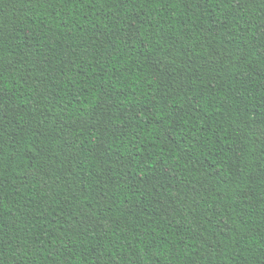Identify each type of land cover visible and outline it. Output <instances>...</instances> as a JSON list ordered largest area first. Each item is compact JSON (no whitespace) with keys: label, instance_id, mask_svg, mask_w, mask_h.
Wrapping results in <instances>:
<instances>
[{"label":"trees","instance_id":"16d2710c","mask_svg":"<svg viewBox=\"0 0 264 264\" xmlns=\"http://www.w3.org/2000/svg\"><path fill=\"white\" fill-rule=\"evenodd\" d=\"M0 264H264V0H0Z\"/></svg>","mask_w":264,"mask_h":264}]
</instances>
